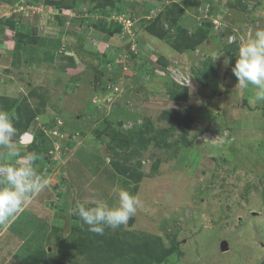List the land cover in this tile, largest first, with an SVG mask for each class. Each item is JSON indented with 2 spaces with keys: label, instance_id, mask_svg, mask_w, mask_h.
I'll use <instances>...</instances> for the list:
<instances>
[{
  "label": "rangeland",
  "instance_id": "1",
  "mask_svg": "<svg viewBox=\"0 0 264 264\" xmlns=\"http://www.w3.org/2000/svg\"><path fill=\"white\" fill-rule=\"evenodd\" d=\"M47 1L58 0H0V95L27 98L39 110L17 146L24 154L31 143L22 142L24 134L31 139L38 130L48 134L56 118L68 138H57L61 146L52 157L57 164L36 161L47 187L27 200L12 220L0 223V264H54L59 241L70 233L71 175L87 178L92 186L96 175L103 174L115 188L132 194V184L120 183L107 165L111 156L106 147L125 145L129 132L146 123L161 137L168 113L189 126L188 144H150L133 159L140 160L145 174L153 163L158 171L139 183L135 195L142 207L123 229L156 235L167 247L174 240L177 252L164 264L262 263L264 101L252 102L254 86H240L231 68L239 46L264 29V0H113L114 8L106 12L96 5L111 0H64L73 8L62 10ZM174 4L182 9L175 11L177 27L191 35L205 34L193 52L178 53L170 39L146 30ZM10 18L18 32L37 44L14 51L13 31L4 25ZM106 23L120 26L121 32H101ZM230 36L236 37L231 52L226 51ZM204 63L219 76L214 94L195 79ZM32 91L44 95L43 105ZM87 101L92 103L88 110ZM179 132L167 142L178 139ZM69 139L75 145L66 149L62 144ZM17 163L0 149V164ZM94 191H80L85 205L96 201L91 199ZM105 201L115 205L118 198L112 193ZM47 236L52 244L45 243ZM78 264L85 260L79 257Z\"/></svg>",
  "mask_w": 264,
  "mask_h": 264
},
{
  "label": "trees",
  "instance_id": "2",
  "mask_svg": "<svg viewBox=\"0 0 264 264\" xmlns=\"http://www.w3.org/2000/svg\"><path fill=\"white\" fill-rule=\"evenodd\" d=\"M111 2L100 1L97 3L96 8L106 12L108 8H114V1L111 0ZM46 3L49 5H55L56 8L60 10L64 8H73L72 5H69L64 0L53 2L47 1ZM171 7L172 9L170 11L157 15L155 19H153L152 23L146 27V30L158 39H170L169 43L171 47L178 53L184 54L193 52L197 46L201 45L202 38L205 34L196 32V34L191 35L186 29H180L177 27L178 19L174 18L176 13L175 11H180L181 13L182 9L176 4ZM176 17L179 18V16ZM164 24L167 25V28H164ZM4 25L9 28L10 31H13L12 37L15 42L14 51L18 52L22 48L23 44H37L38 41L32 36L17 31V24L13 19L10 18L5 20ZM174 28L177 31L175 35H172L170 30ZM100 30L109 36H113L121 32L120 26L114 23L103 24L100 27ZM231 44L232 43H230L227 47L226 51L231 52L234 49ZM158 62L162 63L163 66L169 67L168 62L164 61L163 57H159ZM11 64L14 65L15 63ZM99 72L101 74L105 73L104 69L101 71L99 70ZM195 79L202 87L208 89L210 93L214 94L217 92L219 76L209 66V63H204V67L196 73ZM30 94L31 96H37L40 98L42 105L44 104L43 94L37 95L34 91L30 92ZM86 105V110H88L92 103L87 101ZM0 111L9 112L14 117L13 123L20 133L17 138H14L17 140L24 132L28 131L30 127L29 125L32 123L34 116L39 112V110L31 108L27 98L18 99L17 97H6L1 95ZM165 119L168 126L162 129V134L160 135L161 137L156 136L155 133L153 134L155 129L152 125L146 123L141 127H135V131L129 132L130 136L124 141L125 145H118L116 148L110 147V149L106 147L111 156L107 165L111 168L110 170L120 178V183L126 184L127 182H130L132 184L131 188L133 195L137 193L139 183L144 177L151 175L154 176V174L158 171V164L153 163L150 167L149 173H143L140 170V160H133L134 158L141 156L142 151L146 150L150 144L157 148H171L173 146L188 144L187 134L189 126L184 124L179 117L172 115L171 113H168ZM53 124L55 127H58V133H63V123L57 126L54 121ZM178 130L180 131L179 138L172 143H168L167 138H169V136H173V134ZM45 134L46 133H44V131L38 130V132L34 134L31 143L26 147L25 153L34 151L38 153L40 159L47 162L48 165L57 164L56 159H53V156L51 157V155H49V150L53 148L55 140H52L49 135L47 136V134L46 137ZM114 136H117V134L115 133ZM103 137V134L95 132L96 139L103 140ZM112 141H117L116 137H113ZM63 145L66 147L68 146L67 149H71L74 147L75 141L67 140ZM103 167L105 168L104 165H102V168ZM42 175L44 176V174ZM77 178L78 177H74L73 175L70 176V189H67L73 197L71 204V207L73 208L77 202L84 205L86 204V200H84V197L81 196L82 194L80 191L82 189L87 188V191H89L90 188H94L95 191L93 192V195H91V199H95L96 201L93 202V200H89L88 203H91L85 205L87 207H92L97 201H105L108 197L110 198L113 193V188H115V184H112L111 180H109V178H105L103 174L102 176L99 174L96 175V184L92 186H90L87 178H78L80 179V182L76 181ZM98 181L103 184L102 187H98L100 184ZM76 182L77 186L75 185ZM81 185L84 186L81 187ZM60 196L61 193L58 192L57 197ZM72 209L68 222L70 224V233L68 236L63 237L59 241L54 264H78L79 257L85 260V264H164L172 255H174V253L177 252V243L174 240L171 241L170 246L167 247L164 245L160 237L146 232L126 231L123 229V225L116 229L105 228L103 235L90 232L87 225L81 226L82 222L79 221L77 216L72 214ZM11 219L12 218L9 220ZM133 220L134 219L130 218L127 224L132 225ZM51 222H54V220ZM65 223H67L66 220ZM51 225V227H54L53 224ZM45 243H51L50 236H47ZM260 264H264V261Z\"/></svg>",
  "mask_w": 264,
  "mask_h": 264
},
{
  "label": "clouds",
  "instance_id": "3",
  "mask_svg": "<svg viewBox=\"0 0 264 264\" xmlns=\"http://www.w3.org/2000/svg\"><path fill=\"white\" fill-rule=\"evenodd\" d=\"M228 40L229 43L235 42L236 37L230 36ZM224 63L228 65L229 61L225 60ZM231 72L240 86L245 88L249 85L254 86L255 98L252 102L264 101V29L256 30L252 38L239 46L238 58ZM55 120L57 124L59 118ZM13 121L14 117L9 112L0 111V149L4 150V155L9 160L15 159L18 162L16 165L0 164V223H6L20 212L27 200L48 185L47 178L37 170L36 161L40 159L39 154L34 151L21 154L17 146L18 140L14 139L20 133ZM57 130L58 127L52 128V131L47 134L55 140L53 148L49 150L51 157L54 155L53 152H57L61 146L57 138H65V134L58 133ZM54 132L56 133L53 134ZM26 136L31 135L25 133L22 142L30 143L31 137L28 142L24 141ZM113 193L118 198L115 205L99 200L94 206L87 207L77 202L72 209V214L82 222L81 226L87 225L90 232L98 235H103L105 228H119L137 213V210L142 207V201L137 195L123 188H113Z\"/></svg>",
  "mask_w": 264,
  "mask_h": 264
},
{
  "label": "water",
  "instance_id": "4",
  "mask_svg": "<svg viewBox=\"0 0 264 264\" xmlns=\"http://www.w3.org/2000/svg\"><path fill=\"white\" fill-rule=\"evenodd\" d=\"M29 140H30V136H26L24 139L25 142H28ZM223 249H226V247H223Z\"/></svg>",
  "mask_w": 264,
  "mask_h": 264
},
{
  "label": "built area",
  "instance_id": "5",
  "mask_svg": "<svg viewBox=\"0 0 264 264\" xmlns=\"http://www.w3.org/2000/svg\"><path fill=\"white\" fill-rule=\"evenodd\" d=\"M93 103H96L95 101H93ZM57 124H61V121L60 120H57ZM56 132H54L53 134H55Z\"/></svg>",
  "mask_w": 264,
  "mask_h": 264
},
{
  "label": "crops",
  "instance_id": "6",
  "mask_svg": "<svg viewBox=\"0 0 264 264\" xmlns=\"http://www.w3.org/2000/svg\"><path fill=\"white\" fill-rule=\"evenodd\" d=\"M20 213H21V212H20ZM11 220H12V219H11ZM49 222H50V221H49ZM2 233H3V231L1 232L0 237H1Z\"/></svg>",
  "mask_w": 264,
  "mask_h": 264
}]
</instances>
